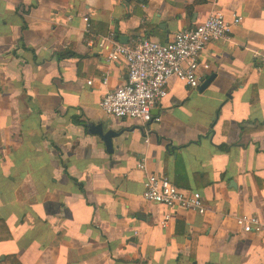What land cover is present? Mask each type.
Listing matches in <instances>:
<instances>
[{"label":"crops","instance_id":"1","mask_svg":"<svg viewBox=\"0 0 264 264\" xmlns=\"http://www.w3.org/2000/svg\"><path fill=\"white\" fill-rule=\"evenodd\" d=\"M214 8L230 32L203 92L171 78L146 127L100 110L126 75L101 38L166 44ZM88 123L121 133L112 154ZM148 174L207 212L144 200ZM240 214L264 222V0H0V264H264Z\"/></svg>","mask_w":264,"mask_h":264},{"label":"built area","instance_id":"2","mask_svg":"<svg viewBox=\"0 0 264 264\" xmlns=\"http://www.w3.org/2000/svg\"><path fill=\"white\" fill-rule=\"evenodd\" d=\"M89 27L88 19L83 18ZM240 18H233L232 25H238ZM230 24L222 12L213 9L205 20L193 28L179 31L166 44H159L143 38L133 47L120 44L113 36L101 38L99 48L107 50L106 63L122 60L126 75L124 83L108 91L99 103L100 110L108 117L139 122L143 127L160 123L152 110L167 96L166 85L171 78L181 81L187 88L197 90L207 79L209 64L200 61V54L212 42L228 40ZM108 78H101L106 86ZM90 85L91 82H88ZM137 169L145 171L144 162ZM144 200L166 208L178 207L184 211L204 215L207 208L197 191L178 190L166 177L148 174L143 184ZM169 215L160 222L166 227ZM235 224L244 234L260 231L264 222L254 215L240 214Z\"/></svg>","mask_w":264,"mask_h":264},{"label":"water","instance_id":"3","mask_svg":"<svg viewBox=\"0 0 264 264\" xmlns=\"http://www.w3.org/2000/svg\"><path fill=\"white\" fill-rule=\"evenodd\" d=\"M214 76L208 77L199 87V91L203 92L211 83ZM87 129V132L93 136L98 137L104 144L105 150L108 154L113 153V139L121 135L120 132H117L111 128H107L104 123H88L84 126Z\"/></svg>","mask_w":264,"mask_h":264},{"label":"trees","instance_id":"4","mask_svg":"<svg viewBox=\"0 0 264 264\" xmlns=\"http://www.w3.org/2000/svg\"><path fill=\"white\" fill-rule=\"evenodd\" d=\"M75 123H77V120H75V119H72ZM3 264H5V263H3ZM11 264H18V262H16L15 260H12L11 261Z\"/></svg>","mask_w":264,"mask_h":264}]
</instances>
